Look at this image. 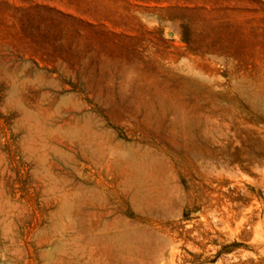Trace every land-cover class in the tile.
Listing matches in <instances>:
<instances>
[{
    "label": "rangeland",
    "instance_id": "1",
    "mask_svg": "<svg viewBox=\"0 0 264 264\" xmlns=\"http://www.w3.org/2000/svg\"><path fill=\"white\" fill-rule=\"evenodd\" d=\"M67 263L264 264V0H0V264Z\"/></svg>",
    "mask_w": 264,
    "mask_h": 264
},
{
    "label": "bare ground",
    "instance_id": "2",
    "mask_svg": "<svg viewBox=\"0 0 264 264\" xmlns=\"http://www.w3.org/2000/svg\"><path fill=\"white\" fill-rule=\"evenodd\" d=\"M24 113V112H23ZM28 117V116H27ZM30 117H32L31 115H30ZM36 120V119H35ZM37 128H39L40 130H41V128L40 127H37ZM43 131V130H42ZM123 156H124V154H123ZM137 160V159H136ZM136 160H133L132 161V163H131V165H132V170L134 171L135 170V168L136 169H138L139 168V166H141V167H143V164L141 165L139 162H137L136 163ZM110 165V164H109ZM138 171V170H137ZM132 172V171H131ZM48 173V172H47ZM35 174V173H34ZM46 174V173H45ZM40 175V174H39ZM124 175H125V178H126V182H127V184H130L131 185V183H132V177H131V173H130V170H129V172L127 173V172H124ZM44 176V175H43ZM46 176V175H45ZM54 176V175H53ZM39 177V176H38ZM41 177H42V174H41ZM41 177H39V178H41ZM52 177V176H51ZM55 177V176H54ZM57 177V176H56ZM37 178V177H36ZM38 178V179H39ZM43 178V177H42ZM49 178L50 177H48V180H49ZM44 179V178H43ZM42 179V180H43ZM47 179V178H46ZM58 179V178H57ZM52 180H54V183H55V179L54 178H52ZM150 180H151V178H150ZM39 181H40V179H39ZM152 181V180H151ZM50 182V181H49ZM62 182V181H61ZM60 182V183H61ZM38 183H40V182H38ZM45 183V182H44ZM51 183V182H50ZM59 183V184H60ZM100 183V182H99ZM41 184H42V182H41ZM48 184V183H47ZM111 184V183H110ZM39 184H37V186H38ZM54 184H52V186H53ZM55 185H56V183H55ZM54 185V186H55ZM65 185H67V184H65ZM130 185H128V186H130ZM50 186V185H49ZM53 186V187H54ZM59 186V185H58ZM68 186H71V185H68ZM132 186V185H131ZM128 187L129 188V190L132 192V194H131V200H132V204H133V206L134 207H137V209L139 210V211H141L142 209L139 207V203H138V200L139 199H141L144 195H145V190L144 189H142V188H144L142 185H141V188H139V186L138 187H135V186H132V187ZM160 186V185H159ZM104 187V186H103ZM46 188V187H45ZM58 188H61V186H59ZM69 188V187H68ZM166 188V187H165ZM70 189V188H69ZM72 189V188H71ZM70 189V190H71ZM97 189V188H96ZM41 190H43V188H41ZM40 190V191H41ZM67 190V189H66ZM75 189H73V191L72 192H75L74 191ZM93 190V189H92ZM159 190V189H158ZM164 190V192L163 191H156L155 189H147V193H146V197H148L147 199H146V201H147V204H148V208L149 209H151V210H153L154 208H156L157 207V203H158V201H159V198H161V196L163 195L164 197H165V195L170 191V189L169 188H166V189H163ZM43 192H45V191H43ZM47 192V191H46ZM57 192V191H56ZM61 192V191H60ZM63 192H64V189H63ZM107 192V191H106ZM89 193V192H88ZM101 193V192H100ZM104 193V192H103ZM58 194H60V193H58ZM69 195L71 196V193L70 194H68V192H66V193H63V194H61V196H59V205H58V208L56 209V211H55V215H62V214H65L66 215V217L68 218V212H69V208H70V203L73 201H71V202H69ZM78 195V194H77ZM88 195V194H87ZM41 196V195H40ZM73 197V196H72ZM71 197V198H72ZM79 197V196H78ZM91 197H93V196H91ZM163 197V198H164ZM44 199H46V198H44ZM8 200V199H7ZM10 201V200H9ZM86 201V200H85ZM106 201V200H105ZM41 202V201H40ZM8 203V202H7ZM44 203V202H43ZM50 203H52V202H50ZM73 203V202H72ZM8 205V204H7ZM7 205H6V208H7ZM11 205H12V203H11ZM10 205V206H11ZM77 205H78V203H77ZM84 205H86V203H84ZM9 206V207H10ZM17 206V205H16ZM8 207V208H9ZM11 207H13V206H11ZM86 207H87V205H86ZM15 208V207H14ZM13 208V209H14ZM72 208V207H71ZM15 209H18V208H15ZM8 210V209H7ZM80 210V209H79ZM5 211V210H4ZM11 212V211H10ZM13 212H14V210H13ZM46 213V212H45ZM7 214H8V212H7ZM17 214V213H16ZM20 214V213H19ZM71 214H72V212H71ZM9 215V214H8ZM11 215V214H10ZM68 215V216H67ZM104 215V214H103ZM13 216V215H12ZM18 216V215H17ZM81 216H83V215H81ZM102 216V215H101ZM19 217H20V215H19ZM44 217H45V215H44ZM48 217V216H47ZM50 217V216H49ZM105 217V216H104ZM8 218H10V217H8ZM12 218V217H11ZM42 218H43V216H42ZM5 219H6V216H5ZM5 219H4V221H5ZM16 219V218H15ZM50 219V218H49ZM48 219V220H49ZM128 219V218H127ZM3 220V219H2ZM1 220V221H2ZM10 220H12V219H10ZM9 220V224H10V222H12V221H10ZM78 220V219H77ZM84 220V219H83ZM129 220V219H128ZM114 221V220H113ZM118 221V220H117ZM3 222V221H2ZM7 222L6 223H4V225L5 226H8L9 224H8ZM47 223V222H46ZM8 224V225H7ZM14 224V223H13ZM12 224V225H13ZM50 224V223H49ZM48 224V225H49ZM1 225H3V223H1ZM15 225V224H14ZM13 225V226H14ZM103 225V224H102ZM105 225V224H104ZM11 226V225H10ZM12 226V228H14ZM47 226V225H46ZM52 226V225H51ZM51 226H50V228L49 229H51ZM71 226H73V225H71ZM105 226H107V225H105ZM4 227V226H3ZM18 227V226H17ZM102 227V226H101ZM112 227V226H111ZM16 228V227H15ZM48 228V227H47ZM63 228V227H62ZM1 229H2V227H1ZM46 229V228H45ZM10 229H8L7 228V231H9ZM43 230V229H42ZM72 230V229H71ZM74 230V229H73ZM72 230V231H73ZM107 230V229H106ZM109 230H110V228H109ZM115 230V229H114ZM6 230H4V232H5ZM11 231V230H10ZM36 231H38L37 229H36ZM40 231V230H39ZM45 230H43V232H44ZM71 231V232H72ZM3 232V231H2ZM1 232V233H2ZM3 232V233H4ZM35 232V231H34ZM42 231H41V233H43ZM46 232L47 233H51V232H48V230H46ZM55 233H57L56 231H54ZM62 232V231H61ZM2 233V234H3ZM6 233V232H5ZM16 233V232H15ZM44 234H45V232H44ZM43 234V235H44ZM58 234H60V233H58ZM7 235V234H6ZM14 235V234H13ZM33 235H34V233H33ZM42 235V236H43ZM47 235V234H46ZM53 235H54V233H53ZM55 235H57V234H55ZM54 235V236H55ZM62 235H63V233H62ZM70 235V234H69ZM104 235V234H103ZM36 236V235H35ZM48 236V235H47ZM60 236H61V234H60ZM6 237V236H5ZM44 237H45V235H44ZM49 237V236H48ZM108 237V236H107ZM12 238H14L13 236H12ZM16 238V237H15ZM43 238V237H42ZM46 238V237H45ZM52 238V237H51ZM110 238V237H109ZM128 238V234L127 233H117L116 234V236L115 237H113V240L115 241V242H117V243H121V242H123L124 240H126ZM46 239H50V238H46ZM53 239V238H52ZM59 239V238H58ZM62 239V238H61ZM60 241V240H59ZM66 241V240H65ZM63 242V241H62ZM73 242V241H72ZM71 242V243H72ZM70 243V244H71ZM50 245V244H49ZM63 245V244H62ZM72 245V244H71ZM64 246V245H63ZM63 246H62V248H63ZM66 247V246H65ZM74 246H72V248H73ZM68 248V247H67ZM70 250V249H69ZM64 251V250H63ZM73 252V251H72ZM66 253V252H65ZM64 253V254H65ZM19 256V255H18ZM21 256V255H20ZM65 256V255H64ZM20 258V257H19ZM71 263V262H70ZM68 264V263H67Z\"/></svg>",
    "mask_w": 264,
    "mask_h": 264
}]
</instances>
